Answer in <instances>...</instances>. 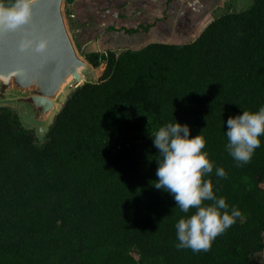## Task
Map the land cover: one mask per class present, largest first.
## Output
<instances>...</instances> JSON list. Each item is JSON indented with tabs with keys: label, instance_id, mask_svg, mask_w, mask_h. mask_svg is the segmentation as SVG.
<instances>
[{
	"label": "trees",
	"instance_id": "obj_1",
	"mask_svg": "<svg viewBox=\"0 0 264 264\" xmlns=\"http://www.w3.org/2000/svg\"><path fill=\"white\" fill-rule=\"evenodd\" d=\"M123 7L63 0L77 53L104 68L68 93L41 141L0 107V264H264V135L248 163L226 148L228 117L264 107V0H224L192 40L104 47L109 33L151 26ZM176 122L204 138V179L241 213L208 251L177 247L176 224L195 209L154 187L152 135Z\"/></svg>",
	"mask_w": 264,
	"mask_h": 264
},
{
	"label": "clouds",
	"instance_id": "obj_2",
	"mask_svg": "<svg viewBox=\"0 0 264 264\" xmlns=\"http://www.w3.org/2000/svg\"><path fill=\"white\" fill-rule=\"evenodd\" d=\"M33 3L34 0H12L6 4L0 0V32L27 29L32 21ZM47 43L46 39L22 41L21 48L34 45L37 53H43ZM226 124L227 151L238 164L250 162L254 150L260 146L259 137L264 135V107L255 113L244 111L229 116ZM152 138L162 158L157 161L154 187L167 191L182 212L195 209L194 214L176 224L177 247L208 251L217 235L233 225L241 213L233 209L229 214L225 200L217 199L211 181L204 179L213 171L207 153L202 151L206 142L201 135L190 137L189 127L178 122L161 127ZM216 175L225 177L226 173L217 168ZM205 201L214 203L205 205Z\"/></svg>",
	"mask_w": 264,
	"mask_h": 264
},
{
	"label": "water",
	"instance_id": "obj_3",
	"mask_svg": "<svg viewBox=\"0 0 264 264\" xmlns=\"http://www.w3.org/2000/svg\"><path fill=\"white\" fill-rule=\"evenodd\" d=\"M63 0H34L27 29L0 32V107L13 112L24 129L41 141L68 93L87 82L91 67L77 56L67 32ZM47 40L37 53L22 41ZM95 80H90L92 82Z\"/></svg>",
	"mask_w": 264,
	"mask_h": 264
},
{
	"label": "crops",
	"instance_id": "obj_4",
	"mask_svg": "<svg viewBox=\"0 0 264 264\" xmlns=\"http://www.w3.org/2000/svg\"><path fill=\"white\" fill-rule=\"evenodd\" d=\"M126 18L132 17V24L148 23L151 25L145 35L135 33L131 44L138 46L144 42H168L172 40H192L204 26L211 21L215 8H221L224 0H122ZM189 2V4H187ZM136 10V11H135ZM135 11V12H134ZM134 12V13H133ZM131 18V17H130ZM127 21L125 24H129ZM103 34V29L98 31ZM69 34V33H68ZM107 34L104 47H115L120 36ZM104 39V38H103ZM101 41L104 43V40ZM93 43V41L88 42ZM88 44V48H89ZM133 48V47H130ZM91 50L97 51V48Z\"/></svg>",
	"mask_w": 264,
	"mask_h": 264
},
{
	"label": "rangeland",
	"instance_id": "obj_5",
	"mask_svg": "<svg viewBox=\"0 0 264 264\" xmlns=\"http://www.w3.org/2000/svg\"><path fill=\"white\" fill-rule=\"evenodd\" d=\"M106 1H108V0H106ZM187 4H189V2ZM247 4H248V1H247V3L245 5H247ZM219 12H221V11H219ZM61 14H62L64 23H65V26H66V21H65V18L63 16V2H62V6H61ZM214 15H215V13H214ZM102 16H103V14H101V17ZM66 29H67V26H66ZM100 30H102V28ZM69 37L71 38L70 35H69ZM131 38L132 37H129V36H124V37L121 36V37L118 38L116 44H117L118 47H136V45L131 44L132 43L131 42V40H132ZM103 40H105V39H103ZM71 43L73 45V48H74L75 53L77 54V56L82 59V57H80L79 54L77 53L76 48H75L74 43H73L72 40H71ZM82 47L84 49H86V47L84 45ZM93 48H97L98 49L97 42L90 43L89 44V48H87V49L89 50V49H93ZM103 68H104V64H101L100 66H98L95 69L91 68V70H86L84 72V76H85V79L87 80V82L90 81L91 79L96 81L99 78V76L101 75ZM262 187L264 188V184H262ZM255 260L257 262H259V263H264V250L261 253H259L258 255L255 256Z\"/></svg>",
	"mask_w": 264,
	"mask_h": 264
}]
</instances>
